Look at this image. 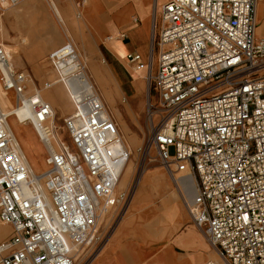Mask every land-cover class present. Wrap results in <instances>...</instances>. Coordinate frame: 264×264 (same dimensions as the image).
I'll return each mask as SVG.
<instances>
[{
	"label": "built area",
	"instance_id": "built-area-1",
	"mask_svg": "<svg viewBox=\"0 0 264 264\" xmlns=\"http://www.w3.org/2000/svg\"><path fill=\"white\" fill-rule=\"evenodd\" d=\"M24 1L0 0V18ZM258 2L167 0L152 16L147 60L126 55L133 68L146 71L158 98L156 105L148 100L149 151L156 149L172 176L196 178L190 214L222 264H264ZM14 56L0 45V85L15 94L16 106L30 110L47 170L36 176L25 164L8 129L12 112L0 104V222L11 226L0 242V264H76L101 243L105 217L127 200L116 188L131 151L97 94L78 101L56 127L52 106L39 90L28 92L29 76L15 68Z\"/></svg>",
	"mask_w": 264,
	"mask_h": 264
},
{
	"label": "rangeland",
	"instance_id": "rangeland-1",
	"mask_svg": "<svg viewBox=\"0 0 264 264\" xmlns=\"http://www.w3.org/2000/svg\"><path fill=\"white\" fill-rule=\"evenodd\" d=\"M263 2L264 0H259L258 5H261ZM18 7L19 5L12 8L13 12ZM8 12L9 11L5 13L7 14ZM9 18L10 25L8 26L5 39L9 36H15L17 31L16 29L18 28L17 20L13 16ZM51 18L53 21V26L51 25V23H48L46 21L43 23H35V25H37V27L39 28H35L33 33L35 35V38L39 40L41 39V42H44L45 39L49 40L54 38L57 41V44L46 51L43 50L41 45H37V47H35L36 49H33V51L36 50L37 56H35V59H32L31 61H27L24 57L23 52H21L19 54V57L15 60V65L17 66V68H19V70H22L24 73L29 74L30 79L34 81L35 87L39 90V92L42 93L44 99L55 105V108L53 107V109L56 111V121L58 123V125L56 124V126L59 128H61V126L63 125V119L75 110L76 104L82 98L89 94H98L102 98L109 112L112 114L116 124L118 125L127 147L131 151L129 160V162H131V169L125 172L126 174L123 176V180H121L117 186L116 193L120 194L123 191H131L139 179V173L141 172L142 174L145 166L149 167L148 174H151V171H153L155 167H165L163 163L160 162L155 148L151 149L150 155V146L147 143L149 131L147 101L149 100L150 96V101L154 105L158 104L157 95L153 89H151L150 93L149 83L145 80L146 72L138 71L133 67L131 68V65L129 66L128 63L125 64L127 71H129V73L135 79L139 80L142 83H145V86L141 88V92L138 98L126 93V95H120L116 102V98L114 101L111 93L107 92L105 94L103 93L102 95L101 90H103V85H105L106 82L104 80V73L101 71L98 65V63L102 61L101 54L97 53L98 55H95L96 59L94 61L98 62H96L97 65L94 64V66L90 67V61L87 56L82 53L78 41L73 36L71 29H69L67 26L70 31L66 32L68 37L67 38L64 33V29L59 26L52 14ZM260 31L262 32V30ZM71 38L76 41H72ZM67 39L69 40L66 44L65 53L60 56L49 58L51 52L66 43ZM105 40L108 41L107 38H105ZM74 51L79 54L80 62L76 64V67L74 69H67V71L62 75L58 74L55 71V66L52 62L56 64L59 62L61 63V61L65 59V57L73 54ZM21 61L23 62L21 63ZM80 63L84 65L87 74H93L95 79H92V83H90L87 79L85 69L81 67ZM155 70L156 68L154 69L152 74L155 73ZM70 76L72 77V79L69 78ZM49 82L52 84V87L49 89H45V84ZM55 88L59 91L61 96L57 95V93L53 94L52 91H54ZM33 91H35L33 87L28 88V92ZM112 91L114 92V89ZM11 95H13L14 97L13 106H15V94ZM108 95H110V98H108ZM58 102H62V104L65 106L64 108H62L64 112L66 111L64 114H62L60 110L56 109ZM2 107L7 108V106ZM9 126L12 128L11 119L9 120ZM27 127V129L30 130V133H33V135H35L39 143V137L35 132L33 126L28 122ZM20 130L21 128L19 126V134H16L19 137V141L23 149L27 151L29 150L27 148L28 144L26 142L25 136L20 132ZM135 134L138 136V140L136 142H133L131 137ZM139 148H143L142 151H138ZM146 151L147 154L145 153ZM164 169L163 171L167 173L166 169ZM184 173L185 172L175 173V176ZM169 177L172 178L171 175H169ZM184 177L185 184L192 190V182L189 181L186 175H184ZM193 178L195 179V185L197 188V181L194 175ZM140 188H142V185H140L138 189ZM176 193L179 198H182L181 200L184 202L185 208L188 212V214L186 215L187 219L185 220V224L182 227V229H186L185 234H187V236L183 239V243H178V245L176 246L173 244L171 247L172 251L178 256L177 258L181 263H187L190 258H197L202 264L208 262L211 257L220 259L217 253L212 248V245L206 234L196 228L193 222L189 208H192L194 205L189 207V204L193 201L195 194H193L191 198L187 199V203L185 202L186 200L183 198L178 189L176 190ZM126 202L127 201L115 206L105 217L104 222L101 226V243L91 250L82 253L76 264H137L136 260L141 259V256H143V259H154L156 257L155 251H162L164 244L166 242H169L170 236L168 234L165 235L161 233V213L159 214V212L161 211L159 210L160 208H155L150 213L144 211L138 213L140 209L138 211L136 209L134 210L137 213L135 216H132L131 218H125L126 215L130 213V211L126 213L129 207ZM134 202L135 200L130 204L132 208ZM121 222L122 224L119 227ZM0 225L5 224H2L0 222ZM5 226L9 228V230L0 226V242L7 239L11 233V226ZM197 235H203L206 238L208 247H204L196 243L195 238L197 237Z\"/></svg>",
	"mask_w": 264,
	"mask_h": 264
},
{
	"label": "crops",
	"instance_id": "crops-1",
	"mask_svg": "<svg viewBox=\"0 0 264 264\" xmlns=\"http://www.w3.org/2000/svg\"><path fill=\"white\" fill-rule=\"evenodd\" d=\"M164 1L165 0H26L21 3L14 12L12 10L14 7H11L7 10L9 11L7 14L5 13L7 11H5V15L3 14L1 16L0 45L11 49L13 55H15L13 64L15 68L19 70L15 65V60L19 57L21 52H23L27 61H31L37 56L36 50L33 51V49H36L35 47H37V45H41L43 50L46 51L57 44L54 38L49 40L45 39L44 42H41V39L35 38L33 33L35 28H39L35 23H43L46 21L53 26L52 14L59 26L64 29L66 37V32H70L69 29H71L73 36L78 41L82 53L89 59L90 67L94 66V64L97 65L98 62L96 61V63L94 61L96 59L95 55L101 54L102 61L98 63V65L104 73V80L106 82L102 88L104 92L101 90L102 95L103 93L110 92L114 101L116 98V102L120 95H126V93L138 98L141 90H138L134 84L131 85V82L125 79V82H120L123 91L120 90V87L117 89L116 81L110 69L114 71L113 63H118L119 59L122 60L126 58L125 55L131 52H137L145 61L147 60L152 30V16L155 14L156 10L158 11L160 9ZM11 16L17 20L18 28L16 29L15 36H9L5 39L8 26L10 25L9 17ZM257 22L258 35L264 36V2L258 5ZM259 27L262 32L259 30ZM110 36L121 39L119 40L120 43L118 42L119 49L121 50L120 52L116 51L112 44H103V40ZM68 40L69 39H67V42L62 46L52 51L49 58L64 54ZM71 40L74 42L76 41L73 38H71ZM148 40L149 42L147 43L146 41ZM104 57L107 62L104 60ZM22 62L23 61H21V63ZM52 63L55 66V71L59 74V70H57L58 66L54 62ZM130 67L132 68V66ZM91 75L92 78H94L93 74ZM29 87L37 89L33 80H31L27 89ZM113 89L114 92L112 91ZM51 106L55 108V105L52 103ZM56 109L60 110L62 114L65 113L58 107H56ZM163 169V167H155L154 170L151 171V174L147 173L146 178L144 177L142 179L137 189L140 185H142V188L138 189L134 206L125 218L135 216L137 213L134 210L136 209L137 211L140 209L138 213L143 211L150 213L153 209L160 208L161 233L165 235L168 234L170 240L164 244L162 251H155L156 257L154 259H143V256H141V259L136 260L137 264H151L152 260L155 259H163L166 261V264H183L178 260V256L171 249L173 244L176 246L178 243H183V239L187 236V234H185L186 229H182V227L185 224L188 212L184 202L181 200L182 198L177 196L176 190L178 189L180 191L181 195L186 200L185 202H187V199L191 198L195 193L194 184L191 176L187 173L179 174L176 180L173 181ZM184 175L192 182V190L185 184ZM121 224L122 222L119 227ZM0 226L9 230L5 225ZM195 240L197 244L208 247L207 240L203 235H197ZM184 264L202 263L197 258H190L187 263Z\"/></svg>",
	"mask_w": 264,
	"mask_h": 264
},
{
	"label": "bare ground",
	"instance_id": "bare-ground-1",
	"mask_svg": "<svg viewBox=\"0 0 264 264\" xmlns=\"http://www.w3.org/2000/svg\"><path fill=\"white\" fill-rule=\"evenodd\" d=\"M23 3V2H22ZM259 3V2H258ZM20 5V4H19ZM161 8V7H160ZM7 11V10H6ZM157 11V10H156ZM159 11L160 9L157 11V14H159ZM141 30V29H140ZM139 35V34H138ZM139 39V38H137ZM107 40L106 41L105 39L103 40V44L105 45H109V44H112V46H114V49H116V51H121L119 48V38H116V37H113V36H110V37H107ZM138 41V40H136ZM143 41V40H142ZM147 43L149 42L146 41ZM73 43V42H72ZM120 43V42H119ZM140 43V42H139ZM107 47V46H106ZM113 48V47H112ZM124 51V50H123ZM71 53V52H70ZM124 54V52H123ZM63 55V54H62ZM69 55V54H68ZM108 56V55H107ZM122 56V55H121ZM126 56V55H125ZM105 61L107 62L106 58L104 57ZM126 58H123L122 60L119 59L118 60V63H113L114 65V71L111 70V73L116 81V86H117V89H119L120 87V90H122V87L120 85V82L124 81V79L126 81H129L131 82V85H135L137 87V89L141 90L142 87L145 86V83H142L140 82L139 80L135 79L130 73L129 71H127V68H126ZM80 62V59H79V54L74 51L73 54L69 55L68 57H65V59H63L61 61V63H55L57 66H58V69L59 70V74L62 75L64 74L67 69L71 70V69H74L76 67V64ZM112 62V61H111ZM81 64V63H80ZM86 65V64H85ZM130 65V64H129ZM68 66V67H66ZM81 67L83 69L84 68V65L81 64ZM131 69V68H130ZM85 72H86V69H85ZM146 72V71H145ZM135 73V72H134ZM26 74V73H25ZM87 74V72H86ZM27 76H29V79H30V75L26 74ZM98 76V75H96ZM69 78L72 79V77L70 76ZM87 79L89 80L90 83H92V75L90 74H87ZM95 79V78H94ZM31 80H29L28 82V85H30L31 83ZM125 82V81H124ZM48 84V88H45V89H49L52 87V84L50 83H47ZM130 84V83H129ZM27 85V86H28ZM147 85V84H146ZM98 87V86H97ZM94 89V88H93ZM28 90V89H27ZM37 90V89H35ZM95 90V89H94ZM123 91V90H122ZM53 94L57 93V95H60L59 91L55 88L54 91H52ZM0 104L1 106H7V108L10 109V111L12 112V116L9 118V120L11 119V122H12V128L9 126V121H8V129L14 139V142L16 144H18L19 146V152L21 153L22 157H23V160L25 162V164L28 166V168L30 169V171L32 173H34L36 176H40L42 175L46 170H47V150L45 148V145L43 144V142L40 140L39 138V143L35 137V135H33V133H30V130H28L27 128V123L29 122L31 125L32 123L30 122L31 120L29 119V117L31 118V112L30 110L27 108V106H16V97H15V106H13V95L11 94H14L12 92H4L3 91V87L2 85H0ZM11 93V94H10ZM40 95L43 97L42 93L39 92ZM110 93V92H109ZM98 95V94H97ZM124 95V94H123ZM61 96V95H60ZM108 98H110V95H108ZM44 99V97H43ZM148 102V101H147ZM105 103V102H104ZM57 107L60 108L62 110V108H64L65 106L62 104V102H58L57 104ZM143 109V108H142ZM26 111V112H25ZM54 111V114H55V118H54V122L53 124L56 126V124L58 125L57 121H56V111L53 109ZM66 112V111H65ZM72 113V112H71ZM70 113V114H71ZM26 125V127H25ZM19 126L21 128L20 132L23 133V135L25 136V139H26V142L28 144V149L27 151H25L19 141V137L17 136L16 133L19 134ZM33 126V125H32ZM57 127V126H56ZM34 128V127H33ZM35 130V129H34ZM36 132V131H35ZM132 141L133 142H136L138 140V136L135 134V135H132ZM119 149V147H118ZM131 149V148H130ZM143 148H139L138 151H142ZM132 150V149H131ZM150 155H151V150L149 151ZM153 153V152H152ZM147 154V153H146ZM151 157V156H150ZM130 160V159H129ZM128 160V162H129ZM125 165V167L123 168V170L121 171V175H120V179H119V182L121 180H123V176L126 174L125 172L128 171L129 169H131V162H129V164ZM166 169L168 175H171L169 173V171L167 170L166 167H163ZM148 169L149 167H144L143 169V172L141 174V172L139 173V179L138 181L136 182L134 188L130 191H123L121 193H124L126 196H127V204H128V210L126 211V213H128L130 211V209H132L131 207V202L133 203V201L135 200V197L137 195V187L139 185V183L142 181V179L147 175L148 173ZM39 172V173H37ZM187 174H189L193 180V184H194V190H195V196H194V199L193 201L189 204V207L193 206L197 200H198V191H197V188L195 186V179L193 178V175H191L189 172H185ZM172 176V175H171ZM178 176H172V180L175 181L176 178ZM118 182V184H119ZM118 186V185H117ZM117 190V188H116ZM120 193V194H121ZM188 203V202H187ZM134 206V205H133ZM152 206V205H151ZM190 210V208H189ZM125 213V214H126ZM125 216V215H124ZM199 229V228H198ZM202 231V230H201ZM199 238V237H198ZM198 241V240H197ZM204 241V240H203ZM213 248V247H212ZM214 249V248H213ZM167 250V249H166ZM215 251V250H214ZM216 257V256H215ZM208 262H213V264H222L221 260L218 259V258H214V257H211V259H209ZM151 264H166V261H164L163 259H155L151 262ZM184 264V263H183ZM206 264V263H204Z\"/></svg>",
	"mask_w": 264,
	"mask_h": 264
}]
</instances>
